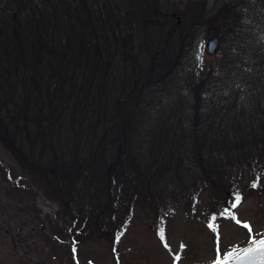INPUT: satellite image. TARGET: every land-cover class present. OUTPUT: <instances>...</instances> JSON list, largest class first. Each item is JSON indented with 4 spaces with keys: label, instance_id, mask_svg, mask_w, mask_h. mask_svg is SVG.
I'll list each match as a JSON object with an SVG mask.
<instances>
[{
    "label": "trees",
    "instance_id": "obj_1",
    "mask_svg": "<svg viewBox=\"0 0 264 264\" xmlns=\"http://www.w3.org/2000/svg\"><path fill=\"white\" fill-rule=\"evenodd\" d=\"M222 1L207 63L173 0H0V145L68 217L264 173V0Z\"/></svg>",
    "mask_w": 264,
    "mask_h": 264
},
{
    "label": "rangeland",
    "instance_id": "obj_2",
    "mask_svg": "<svg viewBox=\"0 0 264 264\" xmlns=\"http://www.w3.org/2000/svg\"><path fill=\"white\" fill-rule=\"evenodd\" d=\"M222 2L171 3L177 10L171 14L172 22L183 29L189 28V23L198 27L202 10L207 14L206 23L198 28L203 32L201 48L207 63H214L220 50L219 43L216 53H206L205 42L214 37L207 20ZM140 22L138 19V30ZM255 175L258 177L243 181V185L217 183L215 189L204 192H183V198L165 204L158 217L141 200L132 199V215L123 224L121 215L110 220L101 213L105 198L99 197L101 201L91 202L89 211H80L84 215L80 222L68 217L58 201L38 189L0 145V264H207L215 260L218 246L223 255L249 244L243 223L252 227L253 238L264 235V173L258 170ZM227 189L233 194H227ZM236 194L241 203L230 211L239 224L223 215ZM213 216L219 241L208 227Z\"/></svg>",
    "mask_w": 264,
    "mask_h": 264
},
{
    "label": "snow or ice",
    "instance_id": "obj_3",
    "mask_svg": "<svg viewBox=\"0 0 264 264\" xmlns=\"http://www.w3.org/2000/svg\"><path fill=\"white\" fill-rule=\"evenodd\" d=\"M255 187V185H253ZM241 203V196L239 194H236L234 197V203H232L228 209L224 210V217L225 218H230L232 220H235L236 223H240L239 220L236 219L235 215L230 211V209H235L237 208ZM216 220V217L213 216L211 218V221L208 224V227L210 230L214 231L217 233V241L220 240V236L218 234V226L214 223V221ZM242 226L247 229L248 233H249V244L251 245L250 247L245 248L244 251V255L246 257H253L256 256L258 257V261L259 264H264V238H260V239H256L252 237V227L248 224V223H243ZM159 235L161 237V239H164V232L163 230H160ZM117 239H119V237H117ZM167 246V245H165ZM183 247V246H182ZM237 255V253L235 251H227L223 254V258H221V251L220 248L218 246L217 248V255L216 258L214 260V264H230V261L232 260V258ZM177 260L180 259L179 256L176 257Z\"/></svg>",
    "mask_w": 264,
    "mask_h": 264
},
{
    "label": "water",
    "instance_id": "obj_4",
    "mask_svg": "<svg viewBox=\"0 0 264 264\" xmlns=\"http://www.w3.org/2000/svg\"><path fill=\"white\" fill-rule=\"evenodd\" d=\"M218 46H219V41H218L217 37H211V38L207 39L205 42L206 53L207 54L216 53V51L218 50ZM260 238H264V235L260 236L256 239H260ZM250 246H251L250 244H247V245H245L239 249L234 250L237 253V255H235L232 258V260L230 261V264H259L258 257H256V256L246 257L244 255L243 250L247 247H250ZM208 264H214V260Z\"/></svg>",
    "mask_w": 264,
    "mask_h": 264
}]
</instances>
